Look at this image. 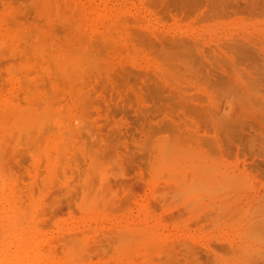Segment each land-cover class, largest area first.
Segmentation results:
<instances>
[{"label": "rangeland", "instance_id": "obj_1", "mask_svg": "<svg viewBox=\"0 0 264 264\" xmlns=\"http://www.w3.org/2000/svg\"><path fill=\"white\" fill-rule=\"evenodd\" d=\"M1 210L19 264H264V0H0Z\"/></svg>", "mask_w": 264, "mask_h": 264}, {"label": "bare ground", "instance_id": "obj_2", "mask_svg": "<svg viewBox=\"0 0 264 264\" xmlns=\"http://www.w3.org/2000/svg\"><path fill=\"white\" fill-rule=\"evenodd\" d=\"M31 122V121H30ZM34 122V121H33ZM42 122V121H41ZM25 123H27V122H25ZM43 123H44V121H43ZM23 125V124H22ZM31 125V124H30ZM42 125H44V124H42ZM24 126V125H23ZM40 127V126H39ZM43 127V126H42ZM41 127V128H42ZM44 128H45V126H44ZM44 128H42V130L44 129ZM64 154V153H63ZM2 172V171H1ZM5 184H7V183H5ZM6 186V185H5ZM23 188V187H22ZM6 190V189H5ZM21 191V190H20ZM16 192V191H15ZM9 194V193H8ZM16 195V194H15ZM13 196L14 195H12V198H13ZM3 199H4V202H6V198L3 196L2 197ZM9 200V199H8ZM23 201V200H22ZM18 202V201H17ZM20 202V201H19ZM3 203V202H2ZM16 203V202H15ZM4 204H6V203H4ZM19 204V203H18ZM16 205V204H15ZM20 205H22V204H20ZM7 207V206H6ZM17 207V206H16ZM15 207V208H16ZM10 208V207H9ZM11 212V211H10ZM18 212V211H17ZM16 212V213H17ZM11 214V213H10ZM14 215V214H13ZM12 215V216H13ZM22 215V214H21ZM22 218V217H21ZM15 222V221H14ZM12 228H13V221L11 220V217L10 216H8L7 215V213L5 212V211H3V210H1L0 211V240L2 241V243H5V245L7 244V242H8V240H6L7 239V236L8 235H11V233H12ZM16 229V228H15ZM15 229H13V230H15ZM134 230V229H133ZM16 231V230H15ZM133 232V231H132ZM41 235V234H40ZM9 238H10V236H9ZM8 238V239H9ZM126 239H128V238H126ZM23 241V240H22ZM73 243V242H72ZM45 244H47V243H45ZM68 244V243H67ZM67 244H65V245H67ZM75 244V243H74ZM77 244V243H76ZM3 245V244H2ZM8 245V244H7ZM31 245V244H30ZM75 246V245H74ZM43 247H45V246H43ZM72 247H73V244H72ZM76 247H77V245H76ZM74 248V247H73ZM72 248V250H74ZM11 249V248H10ZM42 249V248H41ZM48 249V248H47ZM71 250V251H72ZM78 250V249H77ZM77 250H75L74 252H77ZM81 250V249H80ZM79 250V252L78 253H80L81 251ZM49 251V250H48ZM38 252V251H37ZM47 252V251H46ZM50 252V251H49ZM53 252H55V251H53ZM73 252V253H74ZM19 254H20V249H16L15 251H12L11 252V255H10V253H9V250L7 249V248H5V247H0V264H19V261L22 259V257L23 256H25V252H24V254H23V256H19ZM78 255V254H77ZM74 256H76V254L74 255ZM79 256V255H78ZM74 259H78V258H76V257H74ZM23 260V259H22ZM21 260V261H22ZM79 260V259H78ZM77 261V260H76ZM119 264V263H118ZM121 264V263H120Z\"/></svg>", "mask_w": 264, "mask_h": 264}]
</instances>
